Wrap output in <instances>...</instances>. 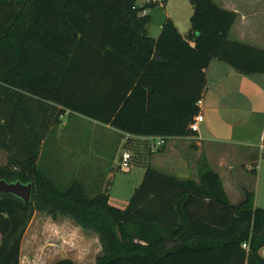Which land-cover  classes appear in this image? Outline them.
Returning <instances> with one entry per match:
<instances>
[{
  "label": "trees",
  "instance_id": "obj_1",
  "mask_svg": "<svg viewBox=\"0 0 264 264\" xmlns=\"http://www.w3.org/2000/svg\"><path fill=\"white\" fill-rule=\"evenodd\" d=\"M190 3L187 37L167 19L153 38L149 17L136 28L124 0H0V149L8 154L0 179L33 185L28 203L0 193V264H21L36 211L98 235L102 254L88 264H264V208L251 192L232 203L204 159L199 181L147 167L125 208L106 192L90 197L79 179L60 188L39 163L67 110L135 136L185 137L195 133L212 58L264 73V49L229 38L235 11L215 0ZM143 145L151 155L150 142Z\"/></svg>",
  "mask_w": 264,
  "mask_h": 264
},
{
  "label": "crops",
  "instance_id": "obj_2",
  "mask_svg": "<svg viewBox=\"0 0 264 264\" xmlns=\"http://www.w3.org/2000/svg\"><path fill=\"white\" fill-rule=\"evenodd\" d=\"M215 1L221 7L237 13L236 21L229 33L231 40L264 49V0ZM136 7L141 11L144 8L147 10V16L150 19L147 33L153 38H158L167 19H171L185 37L191 30L190 18L193 7L190 0H166L163 4H157L154 7L146 5L145 0H136ZM138 16L141 15L138 14ZM231 35L234 38H231ZM206 78V87L201 96L204 119L196 124L194 130L191 127L193 118L190 128L195 133L192 135L165 137V144L154 148L150 139L157 136H135L103 124L114 130L120 138L117 149L118 168L127 174L132 173L134 165L140 168L138 171L140 178L136 184H131L127 179L121 181L114 189V184L108 186L100 178L99 173L103 168L100 161L77 164L72 157H66L63 160L65 168L62 169L68 170V175L66 179L60 180L62 187L68 186L73 179H79L84 183L90 197L106 192L112 205L125 208L145 179L147 167L179 180L199 181L200 166L204 159L209 168L220 175L232 203L242 202L245 192H251L253 206L259 207L264 163V149L261 147L264 141V73L243 74L223 60L212 58L206 69ZM66 115H69L70 119L86 117L67 110L62 116L61 125L65 124ZM145 141H149L152 146L151 155L144 150ZM129 142L134 146L133 149H128ZM123 148H127L132 153V161L127 168L121 167ZM42 158L43 148L39 163H42L41 168L45 173L63 171L54 164L50 156H45L43 162ZM115 176L116 174L111 173L112 178ZM38 213L40 217L37 216ZM37 218H40L37 222L42 220L47 221L49 225H54L53 232L56 235L53 237L62 238L68 244L74 243L75 234H77L79 238L77 242L83 253L81 255L74 253L73 256H63L61 259L69 258L77 264H88L95 263L97 257L102 254L98 235L84 230L68 217L59 216L54 219L47 213L36 211L30 225ZM260 253L264 257V248L260 250Z\"/></svg>",
  "mask_w": 264,
  "mask_h": 264
},
{
  "label": "rangeland",
  "instance_id": "obj_3",
  "mask_svg": "<svg viewBox=\"0 0 264 264\" xmlns=\"http://www.w3.org/2000/svg\"><path fill=\"white\" fill-rule=\"evenodd\" d=\"M231 38H234L231 35ZM63 125L49 132L43 146V159L50 156L59 169L65 168L63 160L72 157L76 163L86 164V162L100 161L103 165L99 176L108 186L114 184V189L121 181L129 180L131 184H136L140 178L138 176L139 167L134 165L132 173L127 174L118 168V146L120 138L111 128H107L101 123L94 122L90 118H73L69 115L64 117ZM122 152V151H121ZM8 154L0 149V165L7 163ZM42 166V163L40 164ZM57 172H46L47 176L53 178L63 188L60 180L67 178L68 170ZM111 173L116 174L114 178ZM261 200L259 207L264 208V163L260 183ZM38 213L37 216H41ZM44 216V215H43ZM33 218V217H32ZM40 218L33 220L28 225L22 242L21 264H53L63 256L83 253L78 244L77 234L74 243L68 244L62 238H55L54 225H49ZM70 219V218H69ZM72 220V219H70ZM73 221V220H72ZM74 224H76L73 221ZM48 224V225H47ZM71 227V224H69ZM63 237V234H61ZM54 243V244H52ZM78 245V246H77Z\"/></svg>",
  "mask_w": 264,
  "mask_h": 264
},
{
  "label": "water",
  "instance_id": "obj_4",
  "mask_svg": "<svg viewBox=\"0 0 264 264\" xmlns=\"http://www.w3.org/2000/svg\"><path fill=\"white\" fill-rule=\"evenodd\" d=\"M124 6L126 12L130 15L134 26L138 28L139 16L136 9V0H124ZM153 59L160 62L164 61V59L158 54V52L154 53ZM2 192L12 193L28 203L32 199L33 185L31 183L24 184L21 182H8L4 179H0V193Z\"/></svg>",
  "mask_w": 264,
  "mask_h": 264
},
{
  "label": "built area",
  "instance_id": "obj_5",
  "mask_svg": "<svg viewBox=\"0 0 264 264\" xmlns=\"http://www.w3.org/2000/svg\"><path fill=\"white\" fill-rule=\"evenodd\" d=\"M166 0H145L146 5H157V4H163ZM141 17L147 16V10L144 8L140 13ZM198 112L194 116L193 124L191 125L192 129L195 130L196 124L203 121L204 115H203V99L199 98L197 103ZM151 144L154 146V148L162 147L165 144L166 138L163 136H157L152 137L150 139ZM262 149H264V141L261 145ZM132 161V153L127 148H123L121 152V167L127 168L129 167L130 163ZM245 248H247V244L243 245Z\"/></svg>",
  "mask_w": 264,
  "mask_h": 264
}]
</instances>
